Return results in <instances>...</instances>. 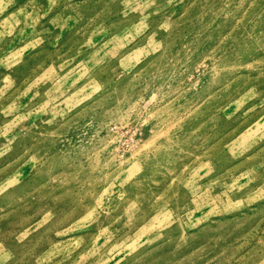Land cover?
<instances>
[{"label":"rangeland","instance_id":"rangeland-1","mask_svg":"<svg viewBox=\"0 0 264 264\" xmlns=\"http://www.w3.org/2000/svg\"><path fill=\"white\" fill-rule=\"evenodd\" d=\"M0 264H264V0H0Z\"/></svg>","mask_w":264,"mask_h":264}]
</instances>
